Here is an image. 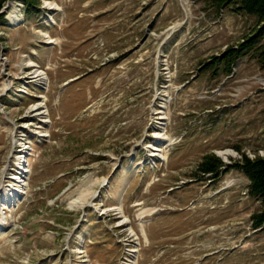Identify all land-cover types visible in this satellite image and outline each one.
I'll list each match as a JSON object with an SVG mask.
<instances>
[{
    "label": "rangeland",
    "instance_id": "obj_1",
    "mask_svg": "<svg viewBox=\"0 0 264 264\" xmlns=\"http://www.w3.org/2000/svg\"><path fill=\"white\" fill-rule=\"evenodd\" d=\"M236 8L4 0L0 264H264V227L251 218L262 204L235 166L264 156V68L257 46L231 59L228 75L207 64L262 26ZM30 61L48 81L32 77ZM158 133L176 142L152 150ZM226 149L223 161L215 152ZM210 154L225 165L202 175Z\"/></svg>",
    "mask_w": 264,
    "mask_h": 264
},
{
    "label": "trees",
    "instance_id": "obj_2",
    "mask_svg": "<svg viewBox=\"0 0 264 264\" xmlns=\"http://www.w3.org/2000/svg\"><path fill=\"white\" fill-rule=\"evenodd\" d=\"M216 6L224 7L226 4L236 3V10L247 13L249 15H255L262 22V26L258 30L256 35H253L246 40H244L238 49V47H233L227 49L222 53L220 57H212V62L208 63L212 68L214 65V73L216 72L217 65L219 63L223 64L222 71L227 75L231 73V59H235L243 54H246L250 48H255L251 53L253 57L257 58L261 68H264V41L260 44L259 35L264 33V0H212ZM4 0H0V8ZM32 4L27 1L26 6ZM225 164L221 161L219 157L214 154L205 155L199 167L200 173L215 175L219 172L220 168ZM235 166L245 175L248 179V194L260 201L262 204V209H259L257 213L252 214V223L255 228L263 225L264 227V156H255L250 158L249 156L243 154L242 159L235 163Z\"/></svg>",
    "mask_w": 264,
    "mask_h": 264
},
{
    "label": "bare ground",
    "instance_id": "obj_3",
    "mask_svg": "<svg viewBox=\"0 0 264 264\" xmlns=\"http://www.w3.org/2000/svg\"><path fill=\"white\" fill-rule=\"evenodd\" d=\"M47 5L52 10H58L60 8L59 5L55 1L47 2ZM42 35L47 38V43H55L56 44L57 42H59L58 39L50 37L49 35H47V33L46 34L45 33H42ZM29 65H30V67H33L34 68L33 69V76L32 77H36L37 79H44V80H47L48 81V78H47V75H46L45 71H43L37 65V63H35L34 61H30L29 62ZM41 105H42L41 103H36L35 105H33L32 109L33 110H39L41 108ZM41 113H43V112H40V111L38 112V114H41ZM162 134L161 133L155 134V136H156L155 137L156 138V142H155L154 145H152V146H155L154 148H152V150H157V147L158 146L159 147L160 146L161 147L164 146L167 149L170 145H172L173 143L176 142V141L174 142V139H172L171 137H169L167 135L166 136H163ZM157 151H159V150H157ZM230 151L231 150L226 149L224 152L223 151L219 152V155L225 161H227L228 158H229V156H233V154ZM18 166H19V164H18ZM18 166H17V168H19ZM19 169L21 171H20V174L16 176L15 182H17V184L20 185V187H21V185H24V180H25L24 179L25 178V173L23 172L24 171V166L22 168H19ZM17 173H18V171H17ZM18 192H19V189L18 188L17 189L14 188V189H10L6 193V195L5 194H2L1 195V202H2V204L11 203L17 197ZM83 200H84V196L83 197L82 196H78V198L75 201H78V202L82 201L81 203H83ZM117 209L119 210L118 211V214H120L119 217H122V218L125 217L122 207L120 206ZM146 212H149V214H151V213L155 212V209L154 210H151V211H149V210L141 211L138 214V218H141V216L145 215ZM120 223L121 224H118V225H123L124 223H127V221L122 220V221H120ZM128 230L130 231L131 236H137L136 233L131 228L128 227ZM141 235L144 236L143 230H141ZM144 238H145V236H144Z\"/></svg>",
    "mask_w": 264,
    "mask_h": 264
},
{
    "label": "water",
    "instance_id": "obj_4",
    "mask_svg": "<svg viewBox=\"0 0 264 264\" xmlns=\"http://www.w3.org/2000/svg\"><path fill=\"white\" fill-rule=\"evenodd\" d=\"M3 11H0V13H2ZM218 156H220L217 152H215ZM221 157V156H220ZM222 158V157H221ZM222 160L224 161V159L222 158Z\"/></svg>",
    "mask_w": 264,
    "mask_h": 264
}]
</instances>
